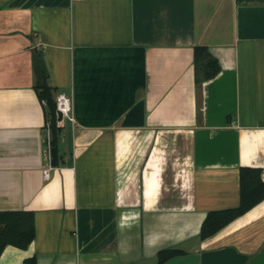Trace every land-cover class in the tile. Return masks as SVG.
<instances>
[{"label": "crops", "instance_id": "1", "mask_svg": "<svg viewBox=\"0 0 264 264\" xmlns=\"http://www.w3.org/2000/svg\"><path fill=\"white\" fill-rule=\"evenodd\" d=\"M40 59L75 117L55 166ZM241 167L264 181V0H0V213L35 229L0 264H264V199L199 236Z\"/></svg>", "mask_w": 264, "mask_h": 264}, {"label": "trees", "instance_id": "2", "mask_svg": "<svg viewBox=\"0 0 264 264\" xmlns=\"http://www.w3.org/2000/svg\"><path fill=\"white\" fill-rule=\"evenodd\" d=\"M43 83L36 87L38 98L46 102L45 119L50 132V146L56 149V140L60 127L56 125L55 99L53 87L47 83V69L42 59L39 60ZM193 65L197 81L214 77L219 71V63L203 45L194 47ZM239 204L233 208L208 211L204 218L199 236L204 239L215 234L237 216L243 214L264 199V181L260 177V169L241 167L239 169ZM35 235L33 214L26 211H12L0 213V253L3 248L11 244L19 248H26ZM181 251L165 248L158 252L159 263L180 254ZM23 264H36L35 257L23 260Z\"/></svg>", "mask_w": 264, "mask_h": 264}, {"label": "built area", "instance_id": "3", "mask_svg": "<svg viewBox=\"0 0 264 264\" xmlns=\"http://www.w3.org/2000/svg\"><path fill=\"white\" fill-rule=\"evenodd\" d=\"M55 115L56 125L62 127L65 121H69L72 125L75 123V117L72 113L71 98L64 92H58L55 96ZM42 103H45L43 100ZM48 169L43 171V176L48 177Z\"/></svg>", "mask_w": 264, "mask_h": 264}, {"label": "water", "instance_id": "4", "mask_svg": "<svg viewBox=\"0 0 264 264\" xmlns=\"http://www.w3.org/2000/svg\"><path fill=\"white\" fill-rule=\"evenodd\" d=\"M50 155H51V165L55 166L57 163L56 162V149H55V147H51Z\"/></svg>", "mask_w": 264, "mask_h": 264}]
</instances>
